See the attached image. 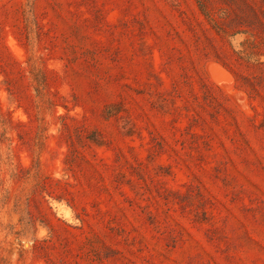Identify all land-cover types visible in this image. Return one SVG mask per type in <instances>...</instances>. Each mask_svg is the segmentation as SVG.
<instances>
[{
    "label": "rangeland",
    "instance_id": "374dc122",
    "mask_svg": "<svg viewBox=\"0 0 264 264\" xmlns=\"http://www.w3.org/2000/svg\"><path fill=\"white\" fill-rule=\"evenodd\" d=\"M0 264H264V0H0Z\"/></svg>",
    "mask_w": 264,
    "mask_h": 264
},
{
    "label": "water",
    "instance_id": "95a60500",
    "mask_svg": "<svg viewBox=\"0 0 264 264\" xmlns=\"http://www.w3.org/2000/svg\"><path fill=\"white\" fill-rule=\"evenodd\" d=\"M214 74L217 77H221V74L219 73L218 69L214 67Z\"/></svg>",
    "mask_w": 264,
    "mask_h": 264
}]
</instances>
